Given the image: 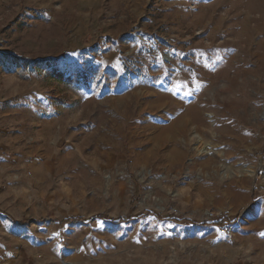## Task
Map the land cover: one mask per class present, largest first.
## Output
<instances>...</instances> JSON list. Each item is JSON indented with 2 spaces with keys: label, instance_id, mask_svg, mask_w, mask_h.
Wrapping results in <instances>:
<instances>
[{
  "label": "rangeland",
  "instance_id": "obj_1",
  "mask_svg": "<svg viewBox=\"0 0 264 264\" xmlns=\"http://www.w3.org/2000/svg\"><path fill=\"white\" fill-rule=\"evenodd\" d=\"M0 245L264 264V0H0Z\"/></svg>",
  "mask_w": 264,
  "mask_h": 264
},
{
  "label": "built area",
  "instance_id": "obj_2",
  "mask_svg": "<svg viewBox=\"0 0 264 264\" xmlns=\"http://www.w3.org/2000/svg\"><path fill=\"white\" fill-rule=\"evenodd\" d=\"M243 217H244L243 214H240L236 217L235 220H231V216L228 211H220V212L209 213L206 216V219L212 222L222 221L224 223L223 233L229 240H231V238L234 235L235 230L239 226H242L243 219H244Z\"/></svg>",
  "mask_w": 264,
  "mask_h": 264
},
{
  "label": "trees",
  "instance_id": "obj_3",
  "mask_svg": "<svg viewBox=\"0 0 264 264\" xmlns=\"http://www.w3.org/2000/svg\"><path fill=\"white\" fill-rule=\"evenodd\" d=\"M98 220H104V217L103 216H98L97 217ZM128 222L127 220L125 219H118V220H112L111 223L113 224H116V225H119V224H122V223H126ZM62 224H71V225H78V224H85V221L83 219H68V220H65L63 221ZM213 226H216V227H221L224 223L222 221H219V222H214V223H211Z\"/></svg>",
  "mask_w": 264,
  "mask_h": 264
},
{
  "label": "crops",
  "instance_id": "obj_4",
  "mask_svg": "<svg viewBox=\"0 0 264 264\" xmlns=\"http://www.w3.org/2000/svg\"><path fill=\"white\" fill-rule=\"evenodd\" d=\"M2 250L3 249H2V247L0 245V264H19L18 261H17V259H13V258H11L10 260H7V261L3 262L4 260H3V257H2ZM31 264H49V263H47V262H36V263L35 262H32Z\"/></svg>",
  "mask_w": 264,
  "mask_h": 264
}]
</instances>
